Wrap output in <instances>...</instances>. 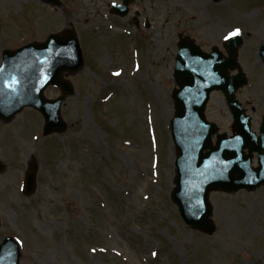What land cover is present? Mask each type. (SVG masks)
Masks as SVG:
<instances>
[{
	"label": "rangeland",
	"instance_id": "obj_1",
	"mask_svg": "<svg viewBox=\"0 0 264 264\" xmlns=\"http://www.w3.org/2000/svg\"><path fill=\"white\" fill-rule=\"evenodd\" d=\"M111 1L64 0L66 8L54 12L34 0H0V64L4 49L70 28L85 57L69 77L75 93L61 108L63 135L44 138L43 118L30 109L0 121L7 167L0 243L15 237L21 264H264V191L211 194L212 237L182 222L170 198L176 153L169 130L178 36L210 52L238 28L251 33L244 47L256 49L264 42V0H136L125 19L109 15ZM257 61L248 56L244 71L252 74ZM60 95L55 88L45 94ZM206 115L228 131L219 95ZM33 159L38 187L27 197L22 186Z\"/></svg>",
	"mask_w": 264,
	"mask_h": 264
},
{
	"label": "water",
	"instance_id": "obj_2",
	"mask_svg": "<svg viewBox=\"0 0 264 264\" xmlns=\"http://www.w3.org/2000/svg\"><path fill=\"white\" fill-rule=\"evenodd\" d=\"M241 43L240 37L230 41L231 59L227 63L221 62L215 50L212 54L203 53L188 38L182 39L178 45L175 79L179 89L173 93L176 112L171 122L172 138L177 150L176 187L171 197L185 223L209 235L216 230L211 220L212 206L209 203L212 191L253 190L264 184V138L256 140L248 125H238L233 138L219 136L215 147L212 137L217 129L204 116L212 91H223L231 102L233 92L244 85L241 72L235 82L226 76L228 69L238 67L236 58ZM83 64L78 40L71 33L62 38L51 35L44 44L33 43L17 51H5L4 66L0 69V118L10 121L23 108L31 106L45 117V136L64 132L66 125L60 117L64 97L47 101L43 92L49 85H59L65 95H71V86L62 80V74L67 71L74 73ZM12 78L18 83L8 87ZM245 148L261 154L259 169L250 168L251 161L243 153ZM36 173L37 164H31L25 184V193L28 195L35 192ZM19 260L17 243L6 239L0 246V264H19Z\"/></svg>",
	"mask_w": 264,
	"mask_h": 264
},
{
	"label": "flooded vegetation",
	"instance_id": "obj_3",
	"mask_svg": "<svg viewBox=\"0 0 264 264\" xmlns=\"http://www.w3.org/2000/svg\"><path fill=\"white\" fill-rule=\"evenodd\" d=\"M122 2V1H121ZM134 4L132 5V8H134ZM61 8H64V6H60L59 8L55 10H59ZM139 15V13H137ZM139 21H137L136 24H138ZM246 52L248 55L254 56V51H243ZM258 57L259 51L257 52ZM240 61L246 60L241 55L239 56ZM237 100L241 104L243 110L242 115H247L250 119L249 125L252 130V132L255 135L260 134V130L262 127H264V76L259 75H249L248 76V84L247 86L240 90L237 93ZM225 103V101H224ZM226 104V103H225ZM228 133L231 134L233 131V125L235 124V116L233 115L232 111L228 109ZM220 126V124L218 123ZM257 155H253V162L256 161ZM255 164L257 163L254 162ZM260 190H264V187Z\"/></svg>",
	"mask_w": 264,
	"mask_h": 264
},
{
	"label": "snow or ice",
	"instance_id": "obj_4",
	"mask_svg": "<svg viewBox=\"0 0 264 264\" xmlns=\"http://www.w3.org/2000/svg\"><path fill=\"white\" fill-rule=\"evenodd\" d=\"M239 34H240V29L237 28V29H235L234 31L229 32L228 35L224 37V39H225V40H229V39H231L232 37L237 36V35H239ZM118 74H119V73H117V75H118ZM17 83H18V81H16L15 78H12V82H11V84H8L7 86H8V87H12V86H14V85L17 84ZM153 255H155V253H153Z\"/></svg>",
	"mask_w": 264,
	"mask_h": 264
}]
</instances>
